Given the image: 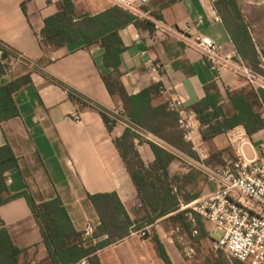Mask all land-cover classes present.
I'll use <instances>...</instances> for the list:
<instances>
[{
  "label": "crops",
  "instance_id": "crops-1",
  "mask_svg": "<svg viewBox=\"0 0 264 264\" xmlns=\"http://www.w3.org/2000/svg\"><path fill=\"white\" fill-rule=\"evenodd\" d=\"M72 1L79 16L76 20L108 13L88 30L100 37L91 43L80 39L44 50L39 32L48 16L63 9L62 0H0V39L38 64L34 67L23 60L10 62V71L1 77V82L7 83L32 71V82L14 95L20 114L0 127V146L9 142L20 162V167L8 177L7 195L29 189L38 201L59 196L74 227L80 231L89 222L95 228L101 223L89 194L114 192L134 216L138 192L114 141L128 125L118 122L110 132L99 109L74 93L80 92L107 109L123 111V100L109 92L103 79L112 70L106 65L105 54L108 48L118 49L122 61L117 70L122 72V82L129 94H138L160 82L163 91L154 95L153 107L174 98L184 103L178 114L191 125L187 137L180 124L179 127L191 151L180 149L145 128L138 134L146 141L135 137L134 145L146 165L156 160L148 141L176 155L169 171L175 181L178 211H184L192 223V234H178L179 225H170L166 215L149 224L148 237H141V229L132 230L125 238L100 248L97 254L102 264H166L154 241L155 233L174 264H247L216 249L210 224L186 208L217 188L201 168L199 152L206 156L204 162L214 168L227 165L241 154L251 159L264 158V128L249 134L244 125H238L204 140L202 124L193 109V104L206 96L205 86L216 82L224 114L231 117L236 109L228 91L249 89L250 83L243 75L229 66L216 70L191 44L197 34L210 36L222 46L224 55L237 60L238 49L226 25V16L232 11L224 2L218 5L220 0H152L142 6L150 11L148 17L138 16L139 22L126 23L125 16H121L126 9L111 0ZM235 1L262 59L264 0ZM155 21L168 30L159 29ZM150 61L162 64L158 81L149 70ZM262 110L264 113V107ZM75 113L80 114L81 121L74 118ZM198 219L205 235H201ZM0 228H6L12 241L23 250L19 264H55L26 197H14L0 206ZM107 237L91 238L87 244Z\"/></svg>",
  "mask_w": 264,
  "mask_h": 264
},
{
  "label": "trees",
  "instance_id": "trees-1",
  "mask_svg": "<svg viewBox=\"0 0 264 264\" xmlns=\"http://www.w3.org/2000/svg\"><path fill=\"white\" fill-rule=\"evenodd\" d=\"M221 3L226 4L232 11L226 16V25L238 49V56L245 59L253 69L261 71L260 53L236 1L220 0L217 4ZM62 4L63 9L48 16L45 19V26L39 32L44 50H48L49 47L58 48L69 45L80 39L91 43L100 37L93 35V32L90 33L88 30L94 27L100 18L107 17L108 13L76 20L79 16L76 13L74 2L62 0ZM122 14L125 16L126 23L139 22L140 20L138 16L128 10L122 11L121 16ZM156 16L159 17V14ZM0 49L2 50L0 58L1 127L4 121L20 114L14 95L16 91L32 82V71L16 76L10 82L2 83L1 77L11 68L8 60L9 55L16 50L1 39ZM120 55V50L108 48L105 62L112 70L104 74L103 79L109 92L112 95H119L123 100V114L133 123L152 131L180 149L191 151L184 140V132L179 127L178 112L170 108L169 102L156 107L152 105L154 95L161 94L163 85L160 82H154L138 94H129L122 82V72L117 70L122 61ZM69 89L73 92L71 88ZM205 89L206 96L193 104V109L203 127L204 140H210L238 125H244L249 134L264 128L262 115L264 89H255L250 85L249 89L229 90V98L236 109L235 114L231 117L224 114L222 94L217 83L211 82L205 86ZM74 93L99 109L111 132L118 121L110 115L109 110L80 92L74 91ZM135 137H138L140 141H146L130 127L121 137L114 139L138 192L133 217L116 193L89 194L101 223L95 228L92 237L87 238L84 236V231L74 227L69 211L61 197L38 201L29 189L7 195L10 190L8 177L13 170L20 167L19 157L9 142L0 146V206L14 197H26L42 229L50 258L55 264L76 263L82 258H87L90 264H102L97 254L100 248L123 239L130 235L132 230H140L145 225L155 223L166 215H169L167 219L173 222V225L181 224L188 233L192 234V223L184 211H178L179 200L174 192L175 181L169 171L171 163L177 159L176 155L158 143L148 141L156 155V160L150 165H146L135 148ZM198 228L201 235H205L203 223L199 219ZM103 235L108 237L96 244H87L89 239ZM153 238L159 254L166 264H174L160 236L155 233ZM22 251L12 241L7 229L0 228V264H19V256Z\"/></svg>",
  "mask_w": 264,
  "mask_h": 264
},
{
  "label": "built area",
  "instance_id": "built-area-1",
  "mask_svg": "<svg viewBox=\"0 0 264 264\" xmlns=\"http://www.w3.org/2000/svg\"><path fill=\"white\" fill-rule=\"evenodd\" d=\"M111 1L136 16L148 17L150 15V11L143 10L142 6L152 0ZM155 23L159 29L168 30L161 22L155 21ZM193 39L191 44L202 52L213 68L220 70L229 66L236 73L243 75L255 89H264L263 57L260 63L261 71H257L241 57L233 60L232 56L224 55L222 46L210 36L197 34ZM8 60L9 62L23 60L34 67L38 66L37 62L17 51L12 52ZM148 67L153 79L158 81L157 76L162 69V64L158 61H150ZM169 106L179 113L184 109L183 101L177 98L172 99ZM108 110L118 122L126 123L137 133L143 131L144 128L133 123L121 109ZM74 118L81 121L78 113L74 114ZM179 124L187 137L191 126L189 121L180 116ZM197 150L199 151V148ZM199 153L201 168L208 181L214 182L217 188L192 201L186 208L210 224L209 231L215 238L216 249L225 251L229 256L243 263L264 264V158L262 160L251 159L241 154L227 165L214 168L204 162L206 156L202 152ZM94 230L95 226L89 222L84 229V236L92 237ZM139 233L142 238L148 237L149 225ZM71 264H89V261L87 258H82Z\"/></svg>",
  "mask_w": 264,
  "mask_h": 264
},
{
  "label": "rangeland",
  "instance_id": "rangeland-1",
  "mask_svg": "<svg viewBox=\"0 0 264 264\" xmlns=\"http://www.w3.org/2000/svg\"><path fill=\"white\" fill-rule=\"evenodd\" d=\"M131 161H133V159H131ZM133 162H135V160L133 161ZM170 225H173V222H170ZM179 225V233L178 234H182V233H186V230L184 229V227L181 225V224H178ZM147 225H145L143 228H145ZM143 228H141V230L143 229ZM175 235H176V233H175ZM216 236H217V234H216ZM221 250V249H220ZM223 251V250H222ZM224 253H226L225 251H223Z\"/></svg>",
  "mask_w": 264,
  "mask_h": 264
}]
</instances>
